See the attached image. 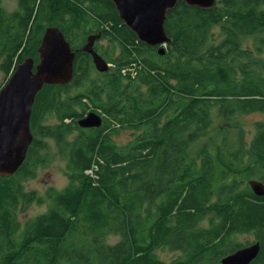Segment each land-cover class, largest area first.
Here are the masks:
<instances>
[{"label":"trees","instance_id":"16d2710c","mask_svg":"<svg viewBox=\"0 0 264 264\" xmlns=\"http://www.w3.org/2000/svg\"><path fill=\"white\" fill-rule=\"evenodd\" d=\"M53 25L74 51L103 30L95 48L112 66L99 71L77 50L72 81L37 94L27 157L15 174L0 175V264H224L244 232L259 240L254 264H264V195L249 184L264 183V120L252 130L245 122L264 114V0L209 8L179 0L167 12L164 54L113 0H19L0 20L7 79L27 57L39 62ZM90 111L101 126L79 125ZM122 131L131 133L126 142L116 139ZM46 139L66 160L70 183L44 198L24 182L48 165ZM47 200L45 212L19 218ZM167 250L176 255L165 258Z\"/></svg>","mask_w":264,"mask_h":264},{"label":"water","instance_id":"95a60500","mask_svg":"<svg viewBox=\"0 0 264 264\" xmlns=\"http://www.w3.org/2000/svg\"><path fill=\"white\" fill-rule=\"evenodd\" d=\"M179 0H113L120 17L144 42L160 46L170 41L165 30L167 12ZM190 5L209 8L217 0H184ZM1 9V7H0ZM98 36L91 35L83 48L93 56L99 71L109 69L108 62L94 49ZM40 60L27 57L19 63L8 81L0 89V175L12 176L24 163L34 139L31 118L37 94L45 85L68 84L75 71L76 52L58 26H49L39 46ZM82 127H99L103 117L90 111L78 120ZM254 192L264 195V183L250 179ZM259 252V244L243 248L223 258L224 264H248Z\"/></svg>","mask_w":264,"mask_h":264},{"label":"rangeland","instance_id":"374dc122","mask_svg":"<svg viewBox=\"0 0 264 264\" xmlns=\"http://www.w3.org/2000/svg\"><path fill=\"white\" fill-rule=\"evenodd\" d=\"M5 3L6 10L9 12L17 6L16 0H3ZM105 43V41H104ZM253 43V37H249L244 40L245 46H251ZM112 66V63H109ZM134 71V69H132ZM7 75L0 69V84H5L8 81ZM4 86V85H3ZM82 118V117H81ZM264 120V114L254 113L246 116L245 122L248 129H253V123L256 121ZM47 123H54L56 119L51 116ZM251 133L248 134V138H251ZM131 138V133L129 131H122L120 135L117 136L119 142H126ZM47 149L43 151L48 159V165L46 167H39L37 169V176L33 179H27L24 182V186L28 191H37L38 194L44 198L47 196V192L51 188L58 190L64 189L70 183V177L67 172V162L59 154V149L52 139H46ZM49 206V201L47 200L43 204H33L32 207L26 212H20L19 218L24 222L30 217L36 216L47 210ZM244 239L245 237H240ZM119 238L114 236L111 238L112 242H116ZM176 254L170 250L163 253L165 258H170Z\"/></svg>","mask_w":264,"mask_h":264},{"label":"flooded vegetation","instance_id":"af4514ba","mask_svg":"<svg viewBox=\"0 0 264 264\" xmlns=\"http://www.w3.org/2000/svg\"><path fill=\"white\" fill-rule=\"evenodd\" d=\"M16 2H17V6L14 8V9H12L11 11H7L6 10V7H5V3L3 2V0H0V7H1V9H0V20L2 19V18H4V17H10L11 15H12V13L13 12H15V11H17L18 9H19V0H16ZM91 35H96V36H98L96 39H95V41H94V49L96 50V45L97 44H100V43H104V41H105V38L103 37L104 36V33H103V30H101V31H97V32H95V33H93V34H91ZM90 35V36H91ZM89 36V37H90ZM89 39V38H88ZM88 43V41L84 44H82L81 45V47L80 48H76L77 50H80V49H83L85 46H86V44ZM72 45V44H71ZM77 50H75V51H77ZM102 57H104L103 55H105V52H104V50H103V52H102V50H101V52L99 51V50H96ZM40 56V55H39ZM92 57V60H93V56H91ZM105 60H106V58H104ZM40 60V59H39ZM107 61V60H106ZM35 63H38V62H35ZM93 63H94V60H93ZM109 63V62H108ZM94 65H95V63H94ZM96 66V65H95ZM14 72V71H13ZM12 72V73H13ZM12 75V74H11ZM6 83V82H5ZM3 87V86H2ZM245 237L244 239H242V238H240V237ZM235 241H236V243L237 244H239V245H241L238 249H236L234 252H231L230 254H228V255H231V254H233V253H235V252H237V251H239V250H241V249H243V248H246V247H250V246H252V245H254V244H259V252H260V250H261V244H260V242H259V240L258 239H256L255 238V235H254V233H252V232H244V233H238L237 234V236H236V238H235ZM259 252H258V254H259ZM258 254L248 263V264H254V261H255V259H256V257L258 256ZM228 255H226V256H228ZM226 256H224L223 258H225ZM223 258H222V260H223Z\"/></svg>","mask_w":264,"mask_h":264},{"label":"bare ground","instance_id":"6f19581e","mask_svg":"<svg viewBox=\"0 0 264 264\" xmlns=\"http://www.w3.org/2000/svg\"><path fill=\"white\" fill-rule=\"evenodd\" d=\"M104 58V57H103Z\"/></svg>","mask_w":264,"mask_h":264}]
</instances>
